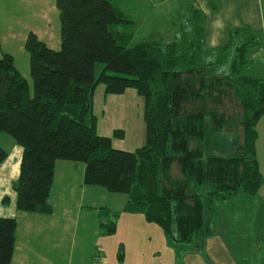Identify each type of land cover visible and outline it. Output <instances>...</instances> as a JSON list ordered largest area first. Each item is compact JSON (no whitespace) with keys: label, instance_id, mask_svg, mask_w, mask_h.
<instances>
[{"label":"trees","instance_id":"obj_1","mask_svg":"<svg viewBox=\"0 0 264 264\" xmlns=\"http://www.w3.org/2000/svg\"><path fill=\"white\" fill-rule=\"evenodd\" d=\"M122 1L56 0L60 47L33 32L26 39L32 92L12 56L0 55V132L22 148L12 182L15 207L51 213L56 161H82L85 184L124 193L125 212H141L177 243L199 245L213 232L219 202L255 195L264 182L256 154L264 77L247 72L248 50L261 42L244 25L229 30L225 45L205 48L203 17L195 11L190 28L170 42L151 38L132 46L136 25ZM97 63L103 67L95 75ZM99 83L105 94L131 87L143 96L146 143L117 149L111 137L97 133L93 95ZM224 89L241 107L239 131L221 109ZM6 156L0 145V163ZM113 219H102L99 229L114 231ZM15 230V217L0 216V264L11 262Z\"/></svg>","mask_w":264,"mask_h":264},{"label":"rangeland","instance_id":"obj_2","mask_svg":"<svg viewBox=\"0 0 264 264\" xmlns=\"http://www.w3.org/2000/svg\"><path fill=\"white\" fill-rule=\"evenodd\" d=\"M176 1L172 0L171 5L166 6L165 13H169L170 17L176 12L173 5ZM155 8L151 5L146 12L154 10L155 13ZM190 15H187L189 22L185 28L190 26ZM59 31L56 0H0V55L6 52L12 56L13 65L26 79L30 92L33 82L30 53L26 48L27 36L33 32L48 46L58 49ZM139 36H135L130 45L139 41ZM262 66L252 67L249 64L247 72L254 76L263 75ZM102 67V63H97L94 74L98 75ZM101 87L103 85L99 83L97 90ZM95 92L93 112L98 121L97 133L111 137L112 146L117 149L132 151L146 143L143 96L130 87L122 93H108L104 103L103 93ZM223 92L221 109L227 115L229 127L236 125L234 129L239 131L241 107L231 89H224ZM115 132H120L121 136L114 135ZM3 136L9 140L11 137L0 132V144L8 150V140ZM262 142L261 139L258 142L261 157L258 167L264 177ZM14 154L13 151L6 162L12 161ZM64 162L68 164L66 172L62 180L56 181L58 189L48 197L52 206L50 219H41L45 216L35 212H17L13 216L16 218V252L25 247L40 249V264H45V255L47 264H264V182L255 195L246 194L228 202H219L215 224L220 221L222 224L214 225L212 234L203 245L194 246L169 239L159 224L147 220L141 212H125L124 193L110 192L102 185L85 184L84 162ZM171 175H178L174 163ZM70 182L79 183L80 189L83 185L89 189L71 192L65 188ZM1 202L8 207V198ZM224 205L240 208L226 210ZM220 206L224 208L221 213ZM111 214H115L114 217ZM113 218L114 231L106 233L99 229L102 219L105 222ZM41 221H49L50 225H43Z\"/></svg>","mask_w":264,"mask_h":264},{"label":"crops","instance_id":"obj_3","mask_svg":"<svg viewBox=\"0 0 264 264\" xmlns=\"http://www.w3.org/2000/svg\"><path fill=\"white\" fill-rule=\"evenodd\" d=\"M170 2H172V0H123L121 2V7L124 10L125 15L130 20H132L135 25L137 24L136 30L132 38L130 39V42L135 36L140 35L138 37L139 41L133 43L132 46L137 43L147 41L148 38H156L162 43L170 42L176 35L179 34L182 27H187V23L189 22L187 21V19L189 20L187 15L191 14L190 17L192 22V14L195 11H199L203 17V45L205 48H218L225 45L228 42L229 30L231 28L248 25L253 29V31L259 38L261 45L255 51H252L250 49L248 50V58H250L251 60L253 59L249 64L252 67L254 65L255 67H257L258 64L263 65V75L256 77H264V0H177L176 2H173V5L176 7V12L174 16L171 17L169 13H165L166 6L171 5ZM151 5L156 6L155 10L157 11L155 13H153L154 10L146 12V9ZM97 87L98 85L96 86L95 91H99L98 94L103 93L102 98L103 102L105 103V100L108 99L109 94L106 95L104 93L103 87H101L99 90H97ZM95 91L93 95V105L96 93ZM263 117L264 115H262L256 125V154L258 155L257 158L259 166L261 163V157L258 154V142L260 141V139L263 141L262 144L264 147ZM97 127L98 121L96 128ZM3 137L5 140H8L7 146H9V149L6 150V158L0 163V203H2L1 201H4L8 198V207L0 204V216L13 217L18 211L15 207L16 193L12 188V182L18 177L19 174V163L22 155V148L18 144H16L12 140V138L9 140L7 136ZM0 145L3 147L2 144ZM10 150L12 152L14 151L15 154L12 161L6 162L7 159H9L10 154L12 153ZM64 161L65 160L60 159L55 163L53 180L49 195H52L53 191L55 189H58L56 186V181L62 180L63 174L66 172L68 164ZM259 170L262 173L260 168ZM65 188H67L71 192H78L77 189H80V185L79 183L72 184L70 182L68 185H65ZM88 189L89 188L87 186L83 185L80 190L84 191ZM5 196H7L6 199H4ZM65 208H69V206H66ZM224 208L226 210H229L230 208L237 210L236 208L239 209L240 207L233 205H224ZM224 208L220 206V213ZM235 210H233V212ZM51 213L43 214L45 218L41 219H50ZM217 213L218 212L216 205V208L213 212L214 219L212 222V229L214 225H218V223L222 224L221 221L215 224ZM41 223L46 226L50 225L49 221H41ZM207 238L198 240V243L203 245L205 239ZM191 244H193L194 246L198 245L195 242ZM41 254L42 253L40 249H29L27 247L23 249L20 248L18 252H16V248L14 246L12 259L9 264H40ZM47 257L49 258V260H51L48 255ZM44 260L45 264H47L48 259L46 258V255Z\"/></svg>","mask_w":264,"mask_h":264}]
</instances>
